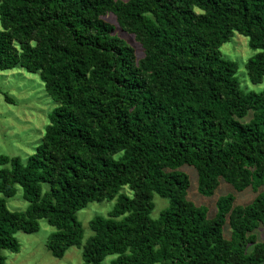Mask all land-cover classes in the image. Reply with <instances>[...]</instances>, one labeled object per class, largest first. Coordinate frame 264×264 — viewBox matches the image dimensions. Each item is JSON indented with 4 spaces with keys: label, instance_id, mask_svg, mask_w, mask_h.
Here are the masks:
<instances>
[{
    "label": "trees",
    "instance_id": "trees-1",
    "mask_svg": "<svg viewBox=\"0 0 264 264\" xmlns=\"http://www.w3.org/2000/svg\"><path fill=\"white\" fill-rule=\"evenodd\" d=\"M233 31L257 49L245 68L261 81L264 0H0V69L38 72L58 102L24 162L0 154V193L12 196L19 184L28 202L10 210L0 197V264L1 249H18L15 232L36 231L40 218L56 228L47 249L62 257L81 245L76 211L115 196L89 222L82 264L264 262L255 233L264 191L245 205L222 195L209 216L186 198L188 175L178 169L195 167L202 194L220 178L237 190L264 185V92L242 90L236 62L221 56ZM124 185L132 196L119 192ZM154 192L169 199L156 218Z\"/></svg>",
    "mask_w": 264,
    "mask_h": 264
},
{
    "label": "rangeland",
    "instance_id": "rangeland-1",
    "mask_svg": "<svg viewBox=\"0 0 264 264\" xmlns=\"http://www.w3.org/2000/svg\"><path fill=\"white\" fill-rule=\"evenodd\" d=\"M105 18L117 25L113 14L108 13ZM116 34L135 50L137 56L142 55L141 45L132 34L121 30L118 26ZM219 50L223 58L236 62L237 69L234 76L242 90L264 92V76L261 81L252 82L246 73V60L257 51L249 46L247 36L233 31L230 38L219 46ZM57 106L58 102L46 92L38 72L27 71L19 65L0 69V154L18 156L24 162L41 142L49 122L48 114ZM178 169L188 175L189 186L186 198L197 205L205 206L209 216L215 214L216 202L222 195L232 194L234 205H245L252 202L258 193L264 191V185L256 190L252 186L237 190L231 183L220 178L219 184L211 194H202L198 190V173L195 167L184 163ZM15 188L12 196H4L0 193V197L4 199L8 209L24 211L28 202L22 196V187L16 184ZM47 189L48 184L42 183V191ZM119 192L133 195V191L127 185L122 186ZM115 201L116 196L100 201L93 200L76 211V217L83 230L81 245L69 246L60 258L53 256L45 245L50 234L56 230L45 218L38 220L39 227L36 231L17 230L14 236L19 243L18 249H1L4 264H82V246L92 234L90 220L95 215L106 216ZM152 202L153 207L150 211L152 218L158 217L160 212L169 205V199L156 192L153 193ZM222 231L225 238H231L232 229L228 219L224 222ZM255 233L259 240L263 239L262 224L255 229ZM114 256L108 255L105 261H109Z\"/></svg>",
    "mask_w": 264,
    "mask_h": 264
}]
</instances>
